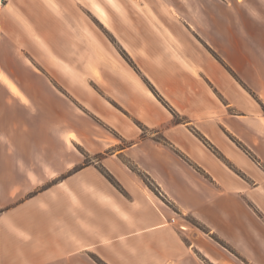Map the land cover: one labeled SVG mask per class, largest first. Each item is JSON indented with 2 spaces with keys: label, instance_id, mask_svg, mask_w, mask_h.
Returning a JSON list of instances; mask_svg holds the SVG:
<instances>
[{
  "label": "crops",
  "instance_id": "1",
  "mask_svg": "<svg viewBox=\"0 0 264 264\" xmlns=\"http://www.w3.org/2000/svg\"><path fill=\"white\" fill-rule=\"evenodd\" d=\"M11 2L0 264H264V0H105L87 21L74 0H29L31 42L56 58L37 77L9 35ZM82 50L94 58L89 91ZM93 115L107 126L99 140L82 130Z\"/></svg>",
  "mask_w": 264,
  "mask_h": 264
},
{
  "label": "rangeland",
  "instance_id": "2",
  "mask_svg": "<svg viewBox=\"0 0 264 264\" xmlns=\"http://www.w3.org/2000/svg\"><path fill=\"white\" fill-rule=\"evenodd\" d=\"M11 1H12L11 2L12 4H10V5L12 6L13 10H16L17 13H14V15H13L14 21L13 20L12 21L14 22V24L10 28L11 32L9 35L10 36L12 34L14 35V40H15L14 44H15V47L19 51V60L20 61L22 60L23 63H26V65L32 71V74L34 75V77L44 75L45 72L41 66L42 63H44L46 65L48 63V60H50V61L52 60V63L55 64V62H56L55 55L49 51L48 52L41 51L39 46L37 47V46L33 45L31 42V41H34L33 40L34 39V33L39 32L38 28L40 27V22L39 21L36 22L33 19L31 13L27 12L28 10L25 8V6H26V3H29V0H11ZM74 1H76L80 5V9L78 10V12L80 13V16L82 17V19H86V21H87V18L89 16L94 17L95 15L103 18L104 10L100 7L101 6L100 2L105 1V0H74ZM8 2H10V0H0V18L2 16L3 18H5L7 20L10 16V13L12 12V10H10L8 8V5H9ZM96 22H98V23H96L97 28L101 27L102 29L101 28L100 29L103 30V24H100L99 21H96ZM88 24H89L88 26H84L82 24V40H81L82 45H84V43L88 42L87 39L90 38L89 35H91L93 31H97V29L93 26V24H91V21ZM0 30H2V28ZM3 38H4V32L0 31V41H2ZM31 46L36 47L35 50H31L30 49ZM116 53H118L120 56H122L132 67H134V69H137L136 65L129 59V57L127 56V54L125 52L118 49V52H116ZM124 55L127 57V59L124 57ZM80 59L82 62L81 63V65H82L81 75H82V79L84 81L82 83V85L85 87V89H87L89 91V90H91L90 85H92L93 87L96 88V85L94 83H92V84L88 83L89 74H91V71L95 67L94 58H92V53H89V51L82 50L80 52ZM2 67H3V62L1 60L0 80L4 81L6 83H9L8 78L5 76L6 73H4V71L2 72V70H4ZM148 86L152 90H154L150 84H148ZM84 113H85V111H84ZM82 115H84V114L82 113ZM81 122H82V126H83L82 130L93 131V134H94L93 139L94 140H99L100 136H102L101 134L103 133V130L107 129L106 124L99 117H96V116H94L92 118L87 117V116L86 117L82 116ZM248 150H250V149H248ZM216 151L218 153H220V155H222V153L220 151H218L217 149H216ZM250 152L256 157V155L251 150H250ZM86 156L87 157H85L84 163H87L90 160V158H88V155H86ZM222 156L224 157V155H222ZM97 158L100 159V156H97ZM224 159H226V158L224 157ZM220 160L223 161L222 159H220ZM256 161H259L257 157H256ZM223 163H225V162L223 161ZM125 164H126V162H125ZM258 165L261 168H263L262 163H259ZM134 166L137 167L136 165H134ZM134 166H130V170L136 173V171L131 168ZM231 167H232V165H231ZM231 167H229V168H231ZM232 168L235 171L234 167H232ZM237 173L241 175L240 172H237ZM137 175H139V174H137ZM160 196L162 197V195H160Z\"/></svg>",
  "mask_w": 264,
  "mask_h": 264
},
{
  "label": "trees",
  "instance_id": "3",
  "mask_svg": "<svg viewBox=\"0 0 264 264\" xmlns=\"http://www.w3.org/2000/svg\"><path fill=\"white\" fill-rule=\"evenodd\" d=\"M124 57L127 59V57L124 55ZM263 110H264V106H263ZM235 143L245 152L247 153L250 158H252L253 160L256 161V157L250 152V150H248L242 143H240L239 141H237L236 139H234L233 137H231ZM158 141L162 142V143H165V141L162 139V138H158L157 139ZM206 142V141H205ZM213 152L216 154V156H218L220 159H222L229 167H231V164L226 160L224 159V157L222 155H220V153H218L216 151V149H212ZM85 157H87L85 155ZM129 168L130 166H134V165H131V164H128ZM133 170L136 171L137 174H139L140 176H142L143 180L146 182V184L153 190L155 191L156 193H160L159 189H158V186L154 183V181L152 179H150L145 173H143L141 170H139L137 167H131ZM232 168V167H231ZM100 171L103 175L106 176V178H108L112 183H114L115 185V181L114 179L112 178V176L110 175V173L108 171H106L105 169H103V167H100ZM190 222H192L194 225H196L197 227H199L200 229L202 230H205V228L199 224L196 220L194 219H189ZM212 237L218 242L220 243L222 246L226 247L227 249L231 250L232 251V248L230 246H228L224 241H222L221 239H219L218 237L212 235ZM94 260L98 263V264H106L104 263L103 261H101L100 259L94 257Z\"/></svg>",
  "mask_w": 264,
  "mask_h": 264
},
{
  "label": "bare ground",
  "instance_id": "4",
  "mask_svg": "<svg viewBox=\"0 0 264 264\" xmlns=\"http://www.w3.org/2000/svg\"><path fill=\"white\" fill-rule=\"evenodd\" d=\"M3 68V67H2ZM2 72H3V70H2Z\"/></svg>",
  "mask_w": 264,
  "mask_h": 264
}]
</instances>
